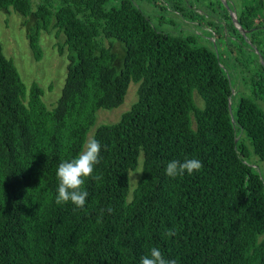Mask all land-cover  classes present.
<instances>
[{
    "label": "trees",
    "instance_id": "16d2710c",
    "mask_svg": "<svg viewBox=\"0 0 264 264\" xmlns=\"http://www.w3.org/2000/svg\"><path fill=\"white\" fill-rule=\"evenodd\" d=\"M109 2L0 0V11L23 17L37 60L41 34L52 30L68 60L50 109L0 42V264H140L153 247L177 264H264V172L249 162L252 152L264 162V51L256 47L251 62L228 50L239 61L233 74L257 79L260 96L233 106L231 69L217 49L158 29L132 0ZM257 11L239 14L241 37L259 29ZM131 81L137 101L91 137L101 144L93 172L101 179H85L83 208L57 204L58 165L78 157L98 110L121 105ZM185 159L203 166L165 174L169 161Z\"/></svg>",
    "mask_w": 264,
    "mask_h": 264
},
{
    "label": "rangeland",
    "instance_id": "374dc122",
    "mask_svg": "<svg viewBox=\"0 0 264 264\" xmlns=\"http://www.w3.org/2000/svg\"><path fill=\"white\" fill-rule=\"evenodd\" d=\"M37 6L40 0H31ZM122 0H110L109 6H116ZM150 18L155 27L173 36L191 37L197 45L209 49H217L223 59V65L231 75L234 87L233 106L237 105L238 97L260 98L254 90L256 80L246 79L233 74L232 67L239 61H235V55H230L228 50L236 53H245L249 61L256 57V47L264 51V0H172L178 2L181 10L175 12L169 6V0H132ZM246 8L258 10L254 24L259 25L253 35L242 32L237 21L239 14ZM239 27V28H238ZM26 27L23 25V17L15 11H0V42L4 54L14 61L22 80L28 88L36 82L44 89L43 101L48 108H53L62 93L67 75L68 60L66 54H60L59 49L63 43L58 38L55 30L43 31L40 37L42 58L37 60L32 53ZM116 49L121 50L117 45ZM230 58V59H229ZM262 58V57H261ZM264 61V59H259ZM257 62V61H256ZM139 83L131 81L125 99L121 105L112 109H99L96 114L95 125L88 133L91 139L96 128L102 124H112L120 120L121 116L129 111L138 98ZM196 103L202 106L201 97L195 93ZM259 105L264 108V100L259 99ZM250 164L259 171L264 172V162L254 153H249ZM143 169V154L139 157L137 168L130 171L129 191L136 188Z\"/></svg>",
    "mask_w": 264,
    "mask_h": 264
},
{
    "label": "clouds",
    "instance_id": "9594fccd",
    "mask_svg": "<svg viewBox=\"0 0 264 264\" xmlns=\"http://www.w3.org/2000/svg\"><path fill=\"white\" fill-rule=\"evenodd\" d=\"M101 144L95 138H91L84 144L83 151L78 157L70 161H63L58 165L56 177L58 180V194L55 197L57 204L71 202L78 208H83L89 193L83 190L85 179L92 177L99 181L100 176H93L94 166L100 162ZM202 163L198 159H185L169 161L166 165L165 174L175 178L183 176L185 171L191 175L194 171L202 168ZM143 172V171H140ZM129 179V178H128ZM264 182V176L261 177ZM176 232L169 229L167 236H173ZM140 264H177L175 259H165L158 248H151L149 254L142 256Z\"/></svg>",
    "mask_w": 264,
    "mask_h": 264
}]
</instances>
